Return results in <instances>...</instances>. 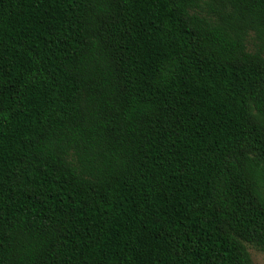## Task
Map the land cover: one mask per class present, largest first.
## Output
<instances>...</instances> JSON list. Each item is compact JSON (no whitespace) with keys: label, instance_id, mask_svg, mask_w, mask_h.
<instances>
[{"label":"trees","instance_id":"obj_1","mask_svg":"<svg viewBox=\"0 0 264 264\" xmlns=\"http://www.w3.org/2000/svg\"><path fill=\"white\" fill-rule=\"evenodd\" d=\"M264 254V0H0V264Z\"/></svg>","mask_w":264,"mask_h":264},{"label":"rangeland","instance_id":"obj_2","mask_svg":"<svg viewBox=\"0 0 264 264\" xmlns=\"http://www.w3.org/2000/svg\"><path fill=\"white\" fill-rule=\"evenodd\" d=\"M247 251L251 258V264H264V254L262 252L248 245Z\"/></svg>","mask_w":264,"mask_h":264}]
</instances>
